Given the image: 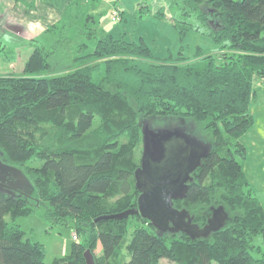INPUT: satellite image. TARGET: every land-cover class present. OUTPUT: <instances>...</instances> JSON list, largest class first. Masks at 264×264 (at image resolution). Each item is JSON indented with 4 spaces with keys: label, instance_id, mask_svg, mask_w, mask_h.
<instances>
[{
    "label": "trees",
    "instance_id": "16d2710c",
    "mask_svg": "<svg viewBox=\"0 0 264 264\" xmlns=\"http://www.w3.org/2000/svg\"><path fill=\"white\" fill-rule=\"evenodd\" d=\"M80 2H67L46 28L53 41L36 44L21 73L0 74V159L30 182L0 189V264H46L42 245L5 220L35 210L79 237L52 264H86V249L96 264H264V208L240 141L253 121V78L264 79V0H165L181 35L200 30L218 46L191 58L157 57L142 40L98 31ZM152 115L190 120L212 144L174 201L199 225L211 208L225 209L207 236L160 232L139 212L127 215L139 195L140 122ZM130 219L141 223L130 230Z\"/></svg>",
    "mask_w": 264,
    "mask_h": 264
},
{
    "label": "rangeland",
    "instance_id": "374dc122",
    "mask_svg": "<svg viewBox=\"0 0 264 264\" xmlns=\"http://www.w3.org/2000/svg\"><path fill=\"white\" fill-rule=\"evenodd\" d=\"M80 6L86 8V11L88 10L87 12L93 14V16L95 15V18L98 20V31L104 30L106 32H112L115 38L119 37L121 33H124V37L127 40H135L136 42L142 40L150 46L157 57L162 58L170 55L171 58L177 56L191 58L202 51L214 53L218 48L213 37L200 30L190 28L181 35L173 26L172 21L167 17L163 8L162 13L157 15V13H151V8L147 6L138 8V5H136V10H130L128 7L122 6L119 0H81ZM112 9H117L118 11L114 20L111 19ZM21 14L20 10L16 8L14 13L9 15L10 23L14 24L16 20L20 21L21 19L19 20L18 16H21ZM78 28L84 30L83 25H80ZM46 34L48 36L43 35L35 40L23 41L19 34L16 35L11 30L3 33L1 36L2 40H0V74L21 73L23 64L32 51V48L36 44L44 43L43 39L45 41L51 40L49 44L53 41L55 35L50 31H47ZM51 36H53V39H51ZM44 44L46 45V43ZM253 88L255 95H253L249 104V113L252 115L253 121L250 128L240 137V141H242L246 148L243 159L245 176L252 188L253 194L258 198L264 208V79L261 80L258 76H254ZM187 121L182 118H174L166 115L142 117L140 122L141 139L135 149V156L139 162L137 167L140 166L143 155L144 143L142 128L146 124L148 126L147 128L154 132L165 130L180 131L207 144L210 148L212 144L208 141V136L194 127L190 120ZM29 183L23 185L21 189L28 190ZM5 188H9V190L14 189L8 186H5ZM176 200L178 199L174 201ZM174 201L173 206H175ZM213 208H211V213ZM178 209L186 208L179 207ZM128 211L127 215L132 212H138L137 208ZM186 211L191 222L196 223L194 219L195 215L193 217L187 209ZM127 215L125 214L124 216L126 217ZM5 220L8 224L14 222L24 232L25 237L37 241L42 245L46 264H52L54 260L69 253L72 241L78 237L68 227L62 224L51 223L38 210L28 214L18 215L13 221L10 216H6ZM133 222L141 223L139 220L130 219V230H132ZM206 222L203 225L196 224L199 227H203ZM157 230L163 232L159 229ZM256 240L258 242L261 241V237L257 236ZM96 253L100 254V244L96 247ZM160 262L161 264H174L168 259H162Z\"/></svg>",
    "mask_w": 264,
    "mask_h": 264
},
{
    "label": "water",
    "instance_id": "95a60500",
    "mask_svg": "<svg viewBox=\"0 0 264 264\" xmlns=\"http://www.w3.org/2000/svg\"><path fill=\"white\" fill-rule=\"evenodd\" d=\"M147 127L146 124L142 128L144 150L141 163L134 170L140 215L163 232L180 231L191 238L207 236L218 230L227 217L222 206L212 209L203 227L191 222L186 209L173 206L175 199L184 198L192 180L190 174L201 164L209 146L180 131L154 132ZM28 182L20 169L0 159V189L5 186L19 189ZM83 256L86 264H96L90 249H86Z\"/></svg>",
    "mask_w": 264,
    "mask_h": 264
},
{
    "label": "crops",
    "instance_id": "0c3cea01",
    "mask_svg": "<svg viewBox=\"0 0 264 264\" xmlns=\"http://www.w3.org/2000/svg\"><path fill=\"white\" fill-rule=\"evenodd\" d=\"M69 0H0V40L3 33L11 30L16 35H20L21 40L31 41L43 35L48 36L46 28L52 24H59L61 13ZM122 6L128 7L130 10H136L141 6L151 8V13L155 14L159 9L163 8L165 14L170 19V13L166 6L165 0H119ZM17 9L22 13L18 16L20 21L10 23L9 15ZM14 10V11H13ZM12 12V13H11ZM22 17V18H20ZM70 28L73 34L75 30ZM112 33V32H111ZM52 35V34H51ZM53 39V36H51ZM43 39V38H42ZM46 45L51 40L43 39Z\"/></svg>",
    "mask_w": 264,
    "mask_h": 264
},
{
    "label": "built area",
    "instance_id": "2783aa9c",
    "mask_svg": "<svg viewBox=\"0 0 264 264\" xmlns=\"http://www.w3.org/2000/svg\"><path fill=\"white\" fill-rule=\"evenodd\" d=\"M117 13H118L117 9H112V16H111L112 20L115 19V16L117 15Z\"/></svg>",
    "mask_w": 264,
    "mask_h": 264
}]
</instances>
